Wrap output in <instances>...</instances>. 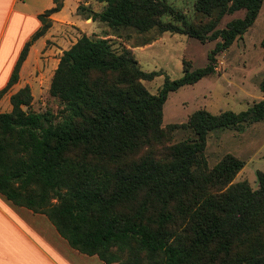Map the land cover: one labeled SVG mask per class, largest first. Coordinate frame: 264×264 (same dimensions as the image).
Wrapping results in <instances>:
<instances>
[{
    "label": "trees",
    "instance_id": "obj_1",
    "mask_svg": "<svg viewBox=\"0 0 264 264\" xmlns=\"http://www.w3.org/2000/svg\"><path fill=\"white\" fill-rule=\"evenodd\" d=\"M92 1L104 8L91 19L116 31L157 29L218 41L204 67L189 70L183 63L181 78L165 77L152 95L142 82L159 73L141 71L127 49L118 54L107 40L80 37L62 53L50 82V96L63 105L58 116L30 111L27 86L0 113V195L45 216L73 250L104 264H264V171L252 190L247 182L233 183L243 161L226 155L209 169L204 157L211 131L264 121V81L262 100L246 111L198 110L185 124L162 127L169 94L214 73L216 56L254 23L262 0H196L195 12L212 19L200 28L166 0ZM54 3L38 16L41 26L22 48L0 99L18 82L30 46L50 26L47 18L60 10ZM238 11L241 19L215 29ZM175 130L191 136L153 150Z\"/></svg>",
    "mask_w": 264,
    "mask_h": 264
},
{
    "label": "rangeland",
    "instance_id": "obj_2",
    "mask_svg": "<svg viewBox=\"0 0 264 264\" xmlns=\"http://www.w3.org/2000/svg\"><path fill=\"white\" fill-rule=\"evenodd\" d=\"M196 0H166V3L184 21L197 28L212 22L195 12ZM60 10L52 13L47 21L49 28L32 43L21 66L18 82L0 99V113L9 112V98L18 90L29 87L32 101L29 110L35 113L51 112L58 116L63 105L50 96L49 87L62 53L68 50L83 35L109 42L116 53L131 51L141 71L157 72L160 76L152 81H143L145 89L155 95L165 77L170 81L182 76L183 63L189 70L202 68L207 63V54L218 41L199 42L183 34L159 33L152 29L138 34L132 29H111L104 23L91 19L93 12H100L104 4L84 0H58ZM54 3V2H53ZM50 5V4H49ZM27 11L43 13L48 0H27ZM56 4H53L54 8ZM243 11L224 15L215 25L223 29L234 19H241ZM164 22L179 25L170 16ZM41 26V23H40ZM145 44V45H144ZM264 81V0L254 23L244 35L225 52L216 56V66L210 74L194 85L183 86L170 93L163 105L162 127L185 124L189 116L204 110L212 115L231 111H246L255 102L262 100L260 84ZM191 135L185 130H175L163 144L153 150L181 142ZM234 156L244 162L233 183L247 182L252 190L257 189L256 174L264 171V121L245 126L242 130L224 129L207 135L204 157L209 169L226 156Z\"/></svg>",
    "mask_w": 264,
    "mask_h": 264
},
{
    "label": "crops",
    "instance_id": "obj_3",
    "mask_svg": "<svg viewBox=\"0 0 264 264\" xmlns=\"http://www.w3.org/2000/svg\"><path fill=\"white\" fill-rule=\"evenodd\" d=\"M54 0H48V8ZM27 0H0V90L24 45L40 28V11H27ZM50 4V5H49ZM0 264H104L73 250L48 219L17 207L0 195Z\"/></svg>",
    "mask_w": 264,
    "mask_h": 264
}]
</instances>
